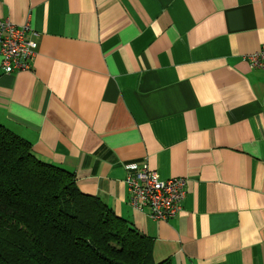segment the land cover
Here are the masks:
<instances>
[{
  "label": "crops",
  "instance_id": "1",
  "mask_svg": "<svg viewBox=\"0 0 264 264\" xmlns=\"http://www.w3.org/2000/svg\"><path fill=\"white\" fill-rule=\"evenodd\" d=\"M37 52L0 123L152 241L154 261L264 264V0H0ZM185 177L181 209L128 204L126 165Z\"/></svg>",
  "mask_w": 264,
  "mask_h": 264
},
{
  "label": "trees",
  "instance_id": "2",
  "mask_svg": "<svg viewBox=\"0 0 264 264\" xmlns=\"http://www.w3.org/2000/svg\"><path fill=\"white\" fill-rule=\"evenodd\" d=\"M0 264L171 261H154L149 237L0 123Z\"/></svg>",
  "mask_w": 264,
  "mask_h": 264
},
{
  "label": "built area",
  "instance_id": "3",
  "mask_svg": "<svg viewBox=\"0 0 264 264\" xmlns=\"http://www.w3.org/2000/svg\"><path fill=\"white\" fill-rule=\"evenodd\" d=\"M36 33L28 23L17 25L8 18L0 19V57L4 73L28 70L37 52ZM251 67L264 69V44L246 56ZM124 182L128 204L137 210L146 209L153 220H167L181 209L185 195V177L161 179L146 161L126 165Z\"/></svg>",
  "mask_w": 264,
  "mask_h": 264
}]
</instances>
